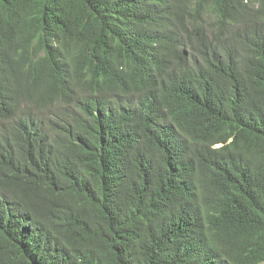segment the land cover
<instances>
[{"label":"trees","instance_id":"16d2710c","mask_svg":"<svg viewBox=\"0 0 264 264\" xmlns=\"http://www.w3.org/2000/svg\"><path fill=\"white\" fill-rule=\"evenodd\" d=\"M0 264H264V0H0Z\"/></svg>","mask_w":264,"mask_h":264},{"label":"clouds","instance_id":"9594fccd","mask_svg":"<svg viewBox=\"0 0 264 264\" xmlns=\"http://www.w3.org/2000/svg\"><path fill=\"white\" fill-rule=\"evenodd\" d=\"M163 20L159 23V30H158V32L159 33H162V34H166V32H165V29H164V26H163Z\"/></svg>","mask_w":264,"mask_h":264},{"label":"bare ground","instance_id":"6f19581e","mask_svg":"<svg viewBox=\"0 0 264 264\" xmlns=\"http://www.w3.org/2000/svg\"><path fill=\"white\" fill-rule=\"evenodd\" d=\"M175 1V0H174ZM159 6V5H158ZM165 9V8H164ZM177 19V18H176ZM38 44V43H37ZM112 51V50H111Z\"/></svg>","mask_w":264,"mask_h":264}]
</instances>
